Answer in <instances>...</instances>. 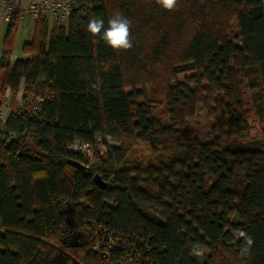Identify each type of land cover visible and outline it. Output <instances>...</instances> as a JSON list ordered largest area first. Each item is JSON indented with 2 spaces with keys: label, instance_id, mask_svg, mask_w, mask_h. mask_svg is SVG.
I'll use <instances>...</instances> for the list:
<instances>
[{
  "label": "trees",
  "instance_id": "trees-1",
  "mask_svg": "<svg viewBox=\"0 0 264 264\" xmlns=\"http://www.w3.org/2000/svg\"><path fill=\"white\" fill-rule=\"evenodd\" d=\"M71 2L67 25L41 19L14 64L18 17L8 25L0 97L23 87L44 102L0 118V264H101L92 240L109 231L115 263L264 264V0ZM115 13L131 21L128 50L87 32ZM199 106L207 143L187 128ZM76 139L91 161L70 152ZM64 227L89 242L66 243Z\"/></svg>",
  "mask_w": 264,
  "mask_h": 264
},
{
  "label": "built area",
  "instance_id": "built-area-1",
  "mask_svg": "<svg viewBox=\"0 0 264 264\" xmlns=\"http://www.w3.org/2000/svg\"><path fill=\"white\" fill-rule=\"evenodd\" d=\"M75 9V5L71 1H57V0H42L39 2L30 3L26 6H21L19 3L12 2H0V23L8 24L11 22L13 17H29L36 23H38L41 19L48 18L50 23L53 24L54 21H58L61 25L66 26L70 16L72 15ZM11 95L10 89H8L3 97H0V102L4 105H7V99ZM44 102L43 99H39L36 101L29 100L26 103L23 100V94L20 104L17 107V111L19 113L27 112L29 115L34 116L37 115L41 111V104ZM8 109V108H7ZM3 111H1L0 117L3 116ZM12 110H9L8 116H10ZM3 123L6 122L4 119ZM109 142H112L111 138H108ZM105 150V147H101L100 150ZM68 149L71 153L80 154L85 160L91 161L95 156V148L93 145L83 142L80 139H76L72 144L68 146ZM102 226L98 227L99 235L103 233ZM62 238L68 244H78L83 245L88 243V238L91 234L88 235L83 232L72 231L71 229L64 227L62 230ZM107 240L103 241L102 239H93V248L98 253H101L100 263L101 264H142L134 261L132 256H125L123 260L119 263L113 262L112 252L115 250L117 246L114 239L116 235L114 232L109 231L107 233Z\"/></svg>",
  "mask_w": 264,
  "mask_h": 264
},
{
  "label": "clouds",
  "instance_id": "clouds-1",
  "mask_svg": "<svg viewBox=\"0 0 264 264\" xmlns=\"http://www.w3.org/2000/svg\"><path fill=\"white\" fill-rule=\"evenodd\" d=\"M178 0H157L159 6L166 10L175 9ZM87 32L94 38H99L108 47L120 51L132 48L131 21L120 13H115L105 23L102 18H90L87 24ZM251 243V241H249ZM196 256L204 255L203 249H193Z\"/></svg>",
  "mask_w": 264,
  "mask_h": 264
},
{
  "label": "rangeland",
  "instance_id": "rangeland-1",
  "mask_svg": "<svg viewBox=\"0 0 264 264\" xmlns=\"http://www.w3.org/2000/svg\"><path fill=\"white\" fill-rule=\"evenodd\" d=\"M23 93H24V88L21 91V93L18 92L17 95H13V94L9 95V98L6 101L7 105L3 106V103H2L1 109L4 111H3V116L0 117L1 121H3L4 119L7 121V119L9 118V116H8L9 110L10 111L11 110L17 111V107L21 102ZM149 98H150L153 105H158V103H160V102L165 104V101L163 100L164 94H163L162 89H159L156 91H154V90L149 91ZM199 107H201V106H199ZM152 113H153V115H155L157 117H164L165 118V116L163 115V109L162 108L155 109V110H153ZM208 116H209L208 113L206 111H204L201 107V109H200V111H198L195 119L192 121H189L188 127H187L188 131L195 132V133L199 134V140L202 143H207V142H210L212 140L211 137L209 136V129H208L209 118H208ZM109 144L112 145L113 143L109 142ZM138 147L142 150L141 154H144L146 156L152 155V152L150 151L149 148L146 147V145L144 143H141ZM103 150H104V148H103ZM143 152H145V153H143ZM85 232H87L86 229H85ZM86 244H87V242H86ZM95 253H97V255L100 256V258H101V253H98L97 251Z\"/></svg>",
  "mask_w": 264,
  "mask_h": 264
},
{
  "label": "crops",
  "instance_id": "crops-1",
  "mask_svg": "<svg viewBox=\"0 0 264 264\" xmlns=\"http://www.w3.org/2000/svg\"><path fill=\"white\" fill-rule=\"evenodd\" d=\"M5 1L12 3H19L21 6H26L30 3L39 2L42 0H0V2H5ZM57 1H71V0H57ZM16 23H17L16 33L12 39V53L9 58L10 60L9 62L11 64H14L16 61L25 59V55L23 54V47L26 44H30L33 41L35 27H36L35 22L27 16L18 18ZM8 25L9 23L8 24L0 23V61L2 60L3 52L5 49L4 41L7 35ZM22 90L23 87H21L19 93H21ZM11 94H13L12 91Z\"/></svg>",
  "mask_w": 264,
  "mask_h": 264
},
{
  "label": "water",
  "instance_id": "water-1",
  "mask_svg": "<svg viewBox=\"0 0 264 264\" xmlns=\"http://www.w3.org/2000/svg\"><path fill=\"white\" fill-rule=\"evenodd\" d=\"M70 164L71 166L79 170H83L85 168L82 164H76V163H70ZM93 181L96 184V186L101 187V188H106V185L103 184L101 178H99L98 176H96Z\"/></svg>",
  "mask_w": 264,
  "mask_h": 264
},
{
  "label": "bare ground",
  "instance_id": "bare-ground-1",
  "mask_svg": "<svg viewBox=\"0 0 264 264\" xmlns=\"http://www.w3.org/2000/svg\"><path fill=\"white\" fill-rule=\"evenodd\" d=\"M72 143H73V142H72ZM72 143H71V144H72Z\"/></svg>",
  "mask_w": 264,
  "mask_h": 264
}]
</instances>
